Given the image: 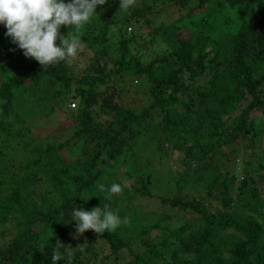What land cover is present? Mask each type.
<instances>
[{"label":"trees","instance_id":"1","mask_svg":"<svg viewBox=\"0 0 264 264\" xmlns=\"http://www.w3.org/2000/svg\"><path fill=\"white\" fill-rule=\"evenodd\" d=\"M171 2L180 11L190 0H136L127 11L119 9V0H107L79 31L61 26V34L78 36L93 52L92 71L80 78L70 74L65 60L44 69L25 57L0 24V239L11 235L0 244V264H52L57 239L66 244L62 252L76 246L67 240L75 232L73 205L94 207L89 196L98 183L126 185L121 178L127 171L104 170L100 161L115 162L122 147H131L128 139L143 132L151 133L156 148L182 154L180 162L198 173L202 193L177 188L180 195L170 203L186 219L157 240L151 233L156 223L141 224L136 212L115 231H85L88 244L84 252L73 247V264H118L124 257L122 264H264V183L257 184L264 180V0H192L185 13L170 20ZM207 2L212 4L205 6ZM200 12L204 14L194 19ZM128 24L133 25L130 32L125 30ZM143 24L163 34L167 45L164 54L147 63L131 51ZM188 30L193 33L184 35ZM112 31L114 43L108 42ZM123 73L146 76L149 100L140 111L114 102L113 91L105 95L94 86ZM44 79L61 82L75 99V109H69L72 117L75 113L72 137L92 142L86 155L63 161L62 142L29 145L16 98ZM90 108L96 115L107 114V122L93 121ZM257 137L259 144L254 143ZM245 140L250 155L238 167L234 144ZM255 144L259 156L251 152ZM203 169L211 170L208 179L199 174ZM136 182L123 188L119 200L131 199L133 191L148 193L144 179L136 176ZM186 182L185 173L175 178L177 186ZM26 195L32 199L25 201ZM200 198L216 205L205 207ZM115 204L110 200L109 208L123 220L128 206L118 209ZM199 218L204 225L192 229ZM9 221L13 230L4 227ZM100 237L108 242L109 253L95 263L92 244Z\"/></svg>","mask_w":264,"mask_h":264},{"label":"rangeland","instance_id":"2","mask_svg":"<svg viewBox=\"0 0 264 264\" xmlns=\"http://www.w3.org/2000/svg\"><path fill=\"white\" fill-rule=\"evenodd\" d=\"M176 2L177 0H175V3ZM172 3L173 2L170 4L172 5ZM193 3L194 2L190 0V2L180 11L176 10L177 4L175 6L172 5L170 8L169 19L172 20L179 17L185 13L187 7ZM211 4V2H207L205 3V6H210ZM164 5L165 4L157 3V7ZM202 14H204V12L197 13V15H194V19H197ZM158 22V19L155 18L153 24L157 25ZM128 26H126L125 30L127 32L132 31L133 25L128 24ZM185 28L193 29L194 24L190 27L189 24H186ZM139 31L141 35L136 38L131 51H136L141 54L140 60L147 63L154 56L166 52L167 45L162 39L163 34H155L151 32L149 26L145 24L141 25ZM192 33L193 31L191 30H188L187 32L184 31V35H191ZM212 35L215 36L216 34ZM116 38V34L112 31L108 35V42L114 43ZM83 45V51L80 52L75 59L68 57L65 60L66 65L70 67V74L76 78H80L86 71L91 73V65L95 64L93 52L87 48L84 43ZM111 50L112 47H107V52H109L108 54L110 55H112ZM96 74L97 73H92V76H95ZM104 79L105 82H96L94 86L96 87V90L103 91L105 95L109 94V91H113L114 102L122 105H130L137 111H140L147 104L149 96L145 91L147 85L145 75L131 76L127 73H123L121 75L116 74L115 77L106 76ZM27 81L28 80H26V82ZM72 100L74 101L75 106L73 105ZM15 104L21 113V117L25 119V128H28V135L30 136L29 145L43 147L44 144L48 142H62L63 146L61 147L60 153H62L63 161L64 159L73 160L76 156L81 157L90 151V147L93 145L92 142L87 139L84 140L80 136L72 137V133L75 129V126L72 125V118H74L75 113L72 117L69 113V109H75L77 104L75 99H72L70 93L65 87H63L61 82H57L55 79H44L32 92H22L18 95ZM90 110L93 114V121L96 119L107 122V114L96 115L93 109L90 108ZM251 116L255 117L254 113H252ZM260 130L261 129L259 128V132ZM135 136L137 137L133 140L128 139L132 144L131 147H122L115 162L112 163L111 161L102 160L100 161V164L104 170L108 167L111 168L109 171H114L117 174L127 171L128 175L121 178L126 185L137 183L136 176L145 180L148 190L147 194L139 195L136 191H133L132 197L129 200L125 198L119 200V194H114L111 201L116 203L115 206L118 209H123L126 205L128 206V209L125 210V216H122L123 219L125 217L130 218L132 212H136L140 217L139 222L141 224L150 225L156 223L155 227H152L151 233L153 234L152 236L155 237V240H157L165 236L169 231L181 226L186 219L180 207L172 206L170 203L171 199L177 198L180 195L177 188L188 191L190 195L195 196L202 193L203 189L200 186V177L198 176V173L192 174L191 170H187L186 164L180 162L179 158L182 157L181 153L166 149L164 146L160 149L156 148L154 139L149 132L139 133ZM259 142L260 137L254 139V143L259 144ZM248 143L249 142L245 140L234 144L237 153L235 160L237 163L240 162L238 167L249 158L251 147L248 146ZM256 144L252 147L251 152H256V155L259 156V150L257 151L259 146ZM262 161H264V159H262ZM194 164L197 167L200 166L199 162L194 161ZM210 172L211 170L209 169H203V171H199V174H201L203 179H208L210 177ZM182 173L187 174V182L177 186L175 178L177 176L180 177ZM218 173L223 174V169L220 168ZM258 175L260 176L261 172H258L257 176H255L256 180H258ZM238 176L240 178V174H238ZM195 178H197V180ZM106 180V177L101 178V181L105 182ZM181 180L184 181L183 178ZM259 183H261L260 185L262 186L264 180L259 181L257 184ZM42 187H44V183H42ZM96 191H99L98 186L95 189V192ZM95 192L89 196V200L94 201L96 204L95 206H103L104 203L109 204L110 200H105L103 193L99 191L100 196H96L97 192ZM93 195L95 198L92 199ZM24 198L25 201H30L32 199L27 195L24 196ZM161 199H165L168 202L161 201ZM200 200L205 207L209 205L208 208H214V205H216L214 204V201H210L207 198H200ZM10 223L11 221L4 223L5 229L10 227V229L13 230ZM203 223L204 221L202 218L196 219L192 225V229H201L204 225ZM74 234L75 232L67 239L69 245L76 243L81 244L85 241V235L82 234L74 238ZM10 236V234H7L2 237L0 239V244L6 243ZM73 247L69 246L66 249L68 252H72L74 250ZM92 248L96 254L95 263L99 262L100 257L102 258L105 254L109 253L108 242L102 237L97 238L92 244ZM114 256L115 254H111L110 259L114 258ZM124 260H126V257L120 259L118 264H122Z\"/></svg>","mask_w":264,"mask_h":264},{"label":"clouds","instance_id":"3","mask_svg":"<svg viewBox=\"0 0 264 264\" xmlns=\"http://www.w3.org/2000/svg\"><path fill=\"white\" fill-rule=\"evenodd\" d=\"M107 0H0V24L7 29L5 35L23 51L25 57L35 59L44 69L55 65L68 57L75 59L83 51L84 45L76 35L70 38L61 34V26L75 28L77 31L97 13V6L104 5ZM136 0H119V9L127 11L134 6ZM57 40L59 43H57ZM126 185L112 183L105 186L98 183V189L105 200H111L114 194L122 193ZM86 199V198H85ZM72 219L75 221L74 238L87 230L96 234L115 231L122 223L126 224L118 214L110 210L109 205L94 206L90 210L82 207L72 208ZM87 240L77 244L75 249L84 252ZM59 239L54 243L51 256L52 264L66 260L73 264L74 252H62L65 248Z\"/></svg>","mask_w":264,"mask_h":264},{"label":"built area","instance_id":"4","mask_svg":"<svg viewBox=\"0 0 264 264\" xmlns=\"http://www.w3.org/2000/svg\"><path fill=\"white\" fill-rule=\"evenodd\" d=\"M73 105H74V103H73Z\"/></svg>","mask_w":264,"mask_h":264}]
</instances>
